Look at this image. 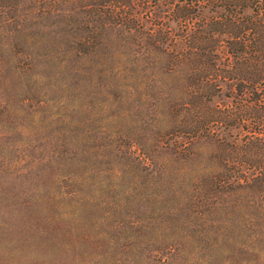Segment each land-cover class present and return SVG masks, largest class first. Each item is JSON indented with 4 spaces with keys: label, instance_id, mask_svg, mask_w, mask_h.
<instances>
[{
    "label": "trees",
    "instance_id": "1",
    "mask_svg": "<svg viewBox=\"0 0 264 264\" xmlns=\"http://www.w3.org/2000/svg\"><path fill=\"white\" fill-rule=\"evenodd\" d=\"M3 32L60 92L76 65L100 66L147 126L127 151L137 175L198 222L209 253L240 240L217 264H259L248 244L264 238V0H0ZM53 186L23 204L49 226L76 195L70 175Z\"/></svg>",
    "mask_w": 264,
    "mask_h": 264
},
{
    "label": "rangeland",
    "instance_id": "2",
    "mask_svg": "<svg viewBox=\"0 0 264 264\" xmlns=\"http://www.w3.org/2000/svg\"><path fill=\"white\" fill-rule=\"evenodd\" d=\"M0 39V264H206V255L217 264L219 254L241 253L238 238L209 253L198 222L137 175L127 151L147 126L100 66L76 65L72 88L60 92L29 68L30 49H11L6 32ZM61 95L71 96L68 108ZM58 152L60 163H49ZM55 175H70L76 195L49 226L47 212L23 204L30 191L50 193ZM35 214L38 224L28 223ZM248 246L264 264V238Z\"/></svg>",
    "mask_w": 264,
    "mask_h": 264
}]
</instances>
